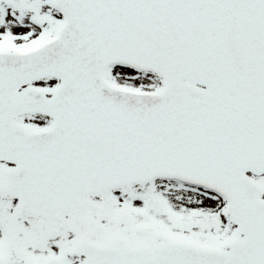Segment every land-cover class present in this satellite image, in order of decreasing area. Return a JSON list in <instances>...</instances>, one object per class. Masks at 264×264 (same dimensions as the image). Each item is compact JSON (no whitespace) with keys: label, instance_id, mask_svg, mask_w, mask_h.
Returning <instances> with one entry per match:
<instances>
[{"label":"snow or ice","instance_id":"snow-or-ice-1","mask_svg":"<svg viewBox=\"0 0 264 264\" xmlns=\"http://www.w3.org/2000/svg\"><path fill=\"white\" fill-rule=\"evenodd\" d=\"M0 264H264V0H0Z\"/></svg>","mask_w":264,"mask_h":264}]
</instances>
